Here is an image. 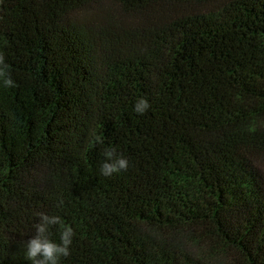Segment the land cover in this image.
Instances as JSON below:
<instances>
[{
  "label": "trees",
  "instance_id": "obj_1",
  "mask_svg": "<svg viewBox=\"0 0 264 264\" xmlns=\"http://www.w3.org/2000/svg\"><path fill=\"white\" fill-rule=\"evenodd\" d=\"M0 56V264L38 212L60 264H264V0H0Z\"/></svg>",
  "mask_w": 264,
  "mask_h": 264
},
{
  "label": "clouds",
  "instance_id": "obj_2",
  "mask_svg": "<svg viewBox=\"0 0 264 264\" xmlns=\"http://www.w3.org/2000/svg\"><path fill=\"white\" fill-rule=\"evenodd\" d=\"M7 65L3 57L0 56V85L3 87H13L14 81L6 74ZM149 101L141 97L136 100L133 111L138 115H143L149 108ZM97 144L103 143L100 136L94 134ZM104 159L100 163L98 173L104 177L119 174L126 171L129 161L126 157L116 154L114 149L106 148L103 152ZM36 222L33 227L34 234L26 240L24 245V257L30 264H60L62 258L70 255L73 237L75 235L71 226L64 223L58 215H50L43 212L35 214ZM59 226V242L50 238L52 226Z\"/></svg>",
  "mask_w": 264,
  "mask_h": 264
}]
</instances>
